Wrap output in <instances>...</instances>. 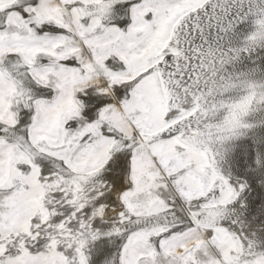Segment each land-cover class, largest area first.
Wrapping results in <instances>:
<instances>
[{"label":"snow or ice","instance_id":"1","mask_svg":"<svg viewBox=\"0 0 264 264\" xmlns=\"http://www.w3.org/2000/svg\"><path fill=\"white\" fill-rule=\"evenodd\" d=\"M0 264H264V0H0Z\"/></svg>","mask_w":264,"mask_h":264}]
</instances>
